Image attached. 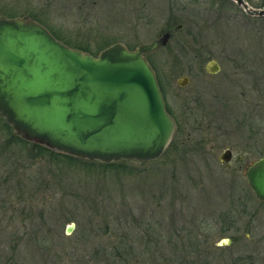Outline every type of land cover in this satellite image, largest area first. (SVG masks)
<instances>
[{"label":"rangeland","instance_id":"obj_1","mask_svg":"<svg viewBox=\"0 0 264 264\" xmlns=\"http://www.w3.org/2000/svg\"><path fill=\"white\" fill-rule=\"evenodd\" d=\"M13 16L35 17L95 57L104 42L135 51L170 33L147 61L175 116L184 95L194 102L179 148L149 162L8 144L2 121L0 167L14 166L13 145L18 175L13 221L0 220V264H264V205L246 178L264 156V18L232 0H0V19ZM211 59L221 71L205 75Z\"/></svg>","mask_w":264,"mask_h":264},{"label":"water","instance_id":"obj_2","mask_svg":"<svg viewBox=\"0 0 264 264\" xmlns=\"http://www.w3.org/2000/svg\"><path fill=\"white\" fill-rule=\"evenodd\" d=\"M232 1L264 18V9ZM169 40L166 33L135 51L114 44L94 57L66 46L28 16L0 19V114L17 136L59 154L102 163L155 161L176 125L145 55ZM230 159V151L220 156L222 163ZM246 177L264 202V158Z\"/></svg>","mask_w":264,"mask_h":264},{"label":"flooded vegetation","instance_id":"obj_3","mask_svg":"<svg viewBox=\"0 0 264 264\" xmlns=\"http://www.w3.org/2000/svg\"><path fill=\"white\" fill-rule=\"evenodd\" d=\"M170 39H171V36H170ZM236 53H238V54H237V56H235L236 57L235 60L236 61H239V63H241L244 54L241 53V49L240 50H237ZM238 56H239V58H237ZM200 57H202V56H199V55H196L195 54V55H193V58L192 59H193L194 62L197 63V61L200 62ZM146 58H147V56H146ZM219 71H221V64H220V62H217L214 59H211L206 64L205 69H204L205 75H216L217 73H219ZM155 74H156V72H155ZM156 77H157V74H156ZM182 77H187V83L184 80H181ZM182 77L179 80H181L183 83H186V85L185 86H180L178 84L179 80L177 81V84H178V87L185 88L189 84V82H190V77L189 76H182ZM158 83H159V81H158ZM159 87L161 89V86L160 85H159ZM161 92H162V89H161ZM162 94H163V97L162 98H164L165 95H164L163 92H162ZM183 97H184L183 106H181V107L182 108L185 107V108H183L184 111L179 112V114L177 116H175L173 114V112L170 111V109L168 108L169 107L168 106V102L164 98L165 106H166L165 108L167 109L168 114L174 120L175 125H176V127H175L176 128V131H175L174 137H176V135H177V133L179 131L182 132L185 129V127L187 125V122L189 121L188 120L189 119V117H188L189 114L187 115L184 112L189 111L190 110V107L189 106H191V104L194 102V96H193L192 93H191V95L190 94H187V95H184ZM177 117H180V119H182V120H178ZM2 121L5 122L7 135L9 134L8 135L9 136L8 137L9 138V141H8L9 143L8 144H14V140L16 139L17 141H19L20 143H22L26 147H29V145H32V148L42 147L43 149L48 150V148L45 147L44 145H40V144L38 145V143H35V142H32V141H28V140L22 138L21 136H17V134L15 133V131L13 130V128L11 126H9L8 122L2 116H0V123ZM174 137H172L173 139H172V143H171L170 146H173L174 143H175V141H174L175 138ZM0 144H1V139H0ZM17 144L18 143H16V145ZM22 144L19 145V146H22ZM12 146H10V148H12V151H13L12 152V155L13 156H11L12 159H13L12 164H14L13 167H15L16 170L13 169L12 165H11V167L10 166L9 167H0V220L2 219V220H8V221H13V218H12L13 217V208H12L13 207V198H12L13 197V178L16 179V177L18 175V173H17L18 168L16 167L17 166V163H18V161H17V159H18V156L17 155L18 154H17V152L15 150V147H12ZM175 146H176L175 149H177V148H179L180 144H177L176 145V143H175ZM225 151H230L231 152V159H230V161L228 163H222V162H220V163L223 164V165H226L225 167L229 168L228 166H230V163H231V161L233 159V153H232V151L230 149H227ZM262 158H264V156L261 157V158H259L256 161L252 162L251 164L247 165L248 168L246 169V173H247L248 169L251 166H253L257 161H259ZM256 200L258 201L259 204L264 205V202L258 200L257 198H256Z\"/></svg>","mask_w":264,"mask_h":264},{"label":"trees","instance_id":"obj_4","mask_svg":"<svg viewBox=\"0 0 264 264\" xmlns=\"http://www.w3.org/2000/svg\"><path fill=\"white\" fill-rule=\"evenodd\" d=\"M13 18H17V17H14L13 16ZM32 19H34L35 21H37L38 23H40V24H43L41 21H39L38 19H36L35 17H32ZM44 25V24H43ZM51 33H52V35L56 38V39H58V41H61L62 43H64L65 45H67V46H69L70 48H73V49H75V50H79V51H82V52H89L88 50H87V48L85 49L83 46H80L79 44H77L76 42H74V41H72V40H68V39H66V38H64L63 36H61L59 33H57V32H53L51 29H48ZM111 46V44H109L108 42H104V43H102V44H100V48H101V51H103V50H105L106 48H109ZM170 148V147H169ZM169 150V149H168ZM168 150L166 151V153L168 152ZM165 153V154H166ZM164 154V155H165ZM163 155V156H164ZM162 156V157H163ZM124 162V161H123Z\"/></svg>","mask_w":264,"mask_h":264}]
</instances>
